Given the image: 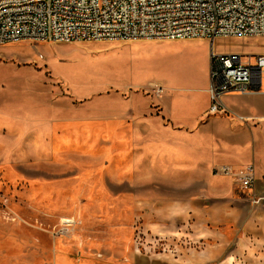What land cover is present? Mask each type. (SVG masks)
Listing matches in <instances>:
<instances>
[{
  "label": "rangeland",
  "instance_id": "374dc122",
  "mask_svg": "<svg viewBox=\"0 0 264 264\" xmlns=\"http://www.w3.org/2000/svg\"><path fill=\"white\" fill-rule=\"evenodd\" d=\"M212 43L264 54V36ZM210 47L0 44V264H264V231L191 215L189 163L164 142L169 120L189 123L184 103L207 82Z\"/></svg>",
  "mask_w": 264,
  "mask_h": 264
},
{
  "label": "built area",
  "instance_id": "2783aa9c",
  "mask_svg": "<svg viewBox=\"0 0 264 264\" xmlns=\"http://www.w3.org/2000/svg\"><path fill=\"white\" fill-rule=\"evenodd\" d=\"M264 36V0H0V44L24 39L211 41L209 113L225 111L223 96L261 90L264 54L216 53L219 37ZM163 89L158 88V93ZM243 190L253 188V164L213 168Z\"/></svg>",
  "mask_w": 264,
  "mask_h": 264
},
{
  "label": "crops",
  "instance_id": "0c3cea01",
  "mask_svg": "<svg viewBox=\"0 0 264 264\" xmlns=\"http://www.w3.org/2000/svg\"><path fill=\"white\" fill-rule=\"evenodd\" d=\"M209 87L207 75L203 87L189 88V103H184L189 109V123L177 117L163 126V133L169 135L164 142L171 144L167 151L189 163L191 215L219 226L241 224L245 231L250 227L264 231V79L258 92L224 95L225 111L217 114L209 113ZM173 106L179 114L183 102L175 100ZM248 164L256 171L250 190L213 171L216 166L238 168ZM213 208L215 215L211 214Z\"/></svg>",
  "mask_w": 264,
  "mask_h": 264
},
{
  "label": "bare ground",
  "instance_id": "6f19581e",
  "mask_svg": "<svg viewBox=\"0 0 264 264\" xmlns=\"http://www.w3.org/2000/svg\"><path fill=\"white\" fill-rule=\"evenodd\" d=\"M144 142V141H143ZM121 144H122V142H121ZM57 147V146H56ZM11 170V169H10Z\"/></svg>",
  "mask_w": 264,
  "mask_h": 264
}]
</instances>
